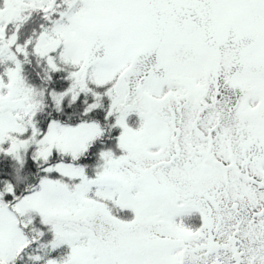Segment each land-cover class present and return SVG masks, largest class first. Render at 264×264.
<instances>
[{
    "label": "snow or ice",
    "instance_id": "obj_1",
    "mask_svg": "<svg viewBox=\"0 0 264 264\" xmlns=\"http://www.w3.org/2000/svg\"><path fill=\"white\" fill-rule=\"evenodd\" d=\"M0 264H264V0H0Z\"/></svg>",
    "mask_w": 264,
    "mask_h": 264
}]
</instances>
